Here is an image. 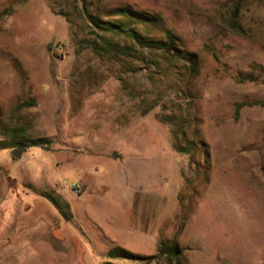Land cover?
<instances>
[{
    "label": "rangeland",
    "instance_id": "rangeland-1",
    "mask_svg": "<svg viewBox=\"0 0 264 264\" xmlns=\"http://www.w3.org/2000/svg\"><path fill=\"white\" fill-rule=\"evenodd\" d=\"M119 7L197 69L106 50L88 16ZM262 100L264 0H0V242L58 254L38 264H264V106L236 113Z\"/></svg>",
    "mask_w": 264,
    "mask_h": 264
},
{
    "label": "trees",
    "instance_id": "trees-1",
    "mask_svg": "<svg viewBox=\"0 0 264 264\" xmlns=\"http://www.w3.org/2000/svg\"><path fill=\"white\" fill-rule=\"evenodd\" d=\"M113 16L118 17L114 20H103L99 16L89 15V22L94 29L100 31L102 34L99 38L102 40V43L105 45V49H110L113 53H122L123 55L129 54L130 51L139 50L144 53H167L171 51H177L180 54L181 59L188 60L190 59L191 69L195 71L198 67V58L196 54L188 52L183 48L181 39L171 31H164L158 28L159 19L154 16L144 15L143 13H138L130 8L119 7L113 10ZM138 23L143 30H140L137 26ZM148 28L157 29V34L152 36V32L148 31ZM123 38V40H117L115 38ZM121 41H124L123 45ZM94 44L98 45L97 42ZM191 56L193 59L188 58ZM249 79H254L252 76ZM247 106H264V100L256 102H241L236 105L237 115L240 111ZM48 142L46 140H37V141H27L23 143H17L15 145H10L8 147H17L23 146L25 148L31 146L45 145ZM1 172V169H0ZM53 203L62 209V204H58L57 201L53 200ZM63 213V212H62ZM161 254H166L170 259L173 257L179 256V253L176 248L170 247L169 245L164 244L160 250ZM127 252L122 254H114L112 257H123V258H133L135 260H153L157 256H128Z\"/></svg>",
    "mask_w": 264,
    "mask_h": 264
},
{
    "label": "crops",
    "instance_id": "crops-1",
    "mask_svg": "<svg viewBox=\"0 0 264 264\" xmlns=\"http://www.w3.org/2000/svg\"><path fill=\"white\" fill-rule=\"evenodd\" d=\"M8 177L5 174L0 172V201L3 198H6L13 191L10 190ZM21 241V240H20ZM25 241V242H24ZM22 240L21 244L24 243V247L22 249L16 250L14 244L8 243L7 241L2 244L0 242V264H28V262H34V264H38L39 261L49 262L53 259L52 256H57L58 254L52 253H36L32 252L33 249L30 247L31 243H26V240ZM30 247V248H29ZM27 254V255H26ZM36 254V255H35ZM58 259V258H57ZM32 264V263H30Z\"/></svg>",
    "mask_w": 264,
    "mask_h": 264
},
{
    "label": "water",
    "instance_id": "water-1",
    "mask_svg": "<svg viewBox=\"0 0 264 264\" xmlns=\"http://www.w3.org/2000/svg\"><path fill=\"white\" fill-rule=\"evenodd\" d=\"M25 147L20 146V147H16L11 151V155L16 158V159H21L24 153ZM120 156L118 155L117 152H113V158L117 159Z\"/></svg>",
    "mask_w": 264,
    "mask_h": 264
}]
</instances>
